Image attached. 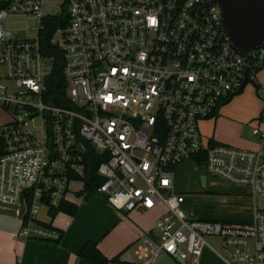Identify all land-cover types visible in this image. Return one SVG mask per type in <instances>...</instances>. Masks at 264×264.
<instances>
[{
    "label": "built area",
    "instance_id": "built-area-1",
    "mask_svg": "<svg viewBox=\"0 0 264 264\" xmlns=\"http://www.w3.org/2000/svg\"><path fill=\"white\" fill-rule=\"evenodd\" d=\"M45 4L0 0V68L16 88L0 82V105L13 111L0 126V207L26 221L18 237L58 241L60 232L37 215L68 201L72 183L94 186L97 176L94 193L113 209L162 210L136 246L139 264L160 254L197 264L204 248L224 264H264V210L254 201L264 195V117L252 130L256 151L205 141L200 130L254 81L264 46L234 49L210 0H61L56 15L44 13ZM63 12L67 23L51 44L62 53L67 86L54 105L39 33L45 18ZM15 15L36 20L34 38L16 39L4 27ZM202 153L209 176L248 189L251 222L183 217L174 169Z\"/></svg>",
    "mask_w": 264,
    "mask_h": 264
},
{
    "label": "crops",
    "instance_id": "crops-1",
    "mask_svg": "<svg viewBox=\"0 0 264 264\" xmlns=\"http://www.w3.org/2000/svg\"><path fill=\"white\" fill-rule=\"evenodd\" d=\"M2 76L3 72L0 68V79H3ZM255 82L259 85L264 100V65L256 73ZM249 90L253 89L249 88ZM256 102L258 105L256 112L244 119H255L258 115L262 105L260 101L257 100ZM259 118L256 120L257 125ZM238 123H242V121L217 113L215 117L204 121L202 125L203 139L215 141L213 137L221 138L236 147L258 150L260 142L253 135L252 141L248 142L241 140L239 136L237 139L232 136ZM205 135L207 136L205 137ZM187 162L195 163L192 160ZM185 163L174 169L177 192L179 191L176 183V171ZM73 184L77 183L71 185ZM79 187V189H70L68 195V201L76 206L73 215L60 212L52 219L48 217L47 213H41L38 216L41 223L50 224L60 232V238L56 242L20 239L18 233L26 221L16 217L8 209L0 207V264H90L79 256L82 247L87 242L94 243L98 251L109 260L118 256L121 262L139 263L136 256V246L139 244V239L151 235L154 223L161 215L162 210L154 209L149 212L134 211L128 213L117 211L102 197L89 191L82 192V186L79 185ZM183 264L194 263L188 259ZM197 264L224 263L208 248H204Z\"/></svg>",
    "mask_w": 264,
    "mask_h": 264
},
{
    "label": "rangeland",
    "instance_id": "rangeland-1",
    "mask_svg": "<svg viewBox=\"0 0 264 264\" xmlns=\"http://www.w3.org/2000/svg\"><path fill=\"white\" fill-rule=\"evenodd\" d=\"M60 4L61 0H46L44 13L50 15L60 14ZM4 27L9 29L12 35L19 40L32 39L36 35V20L30 16L15 15L9 17L5 21ZM0 82H4L9 91L16 90L13 82L5 79H0ZM249 88L253 90L250 91ZM262 97V94L256 91L252 82H249L239 94L233 96L228 103L226 102L225 105L221 106L222 108L218 110V114L220 115H228L242 121V123L236 125L237 128L232 135L234 138L237 139V136H239L243 141H252L254 138L252 136V130L256 127L263 126V124L257 126L256 122L260 116L264 117V100ZM257 100L260 101L262 105L258 111V115L255 119H244L252 116L254 112H256L258 106L256 104ZM12 115V108L6 109L0 105V126L10 121ZM204 121L200 124L201 134L203 135L202 125ZM206 136L207 135H205V137ZM213 139L217 143L243 149L236 147L234 144L227 143L221 138L216 139L213 137ZM176 173L177 189L184 197V203L180 211L185 219H201L220 222H251L253 199L246 187H236L226 182L215 180L206 173L203 166H198L193 162H186ZM202 175L207 176V185L204 188L201 187L199 182ZM211 182H214V185H212ZM79 188V184L71 185V189ZM254 201L259 210H264V195H255ZM41 213H46V210L39 212L37 216L41 215ZM206 241L215 248L218 254L224 255V251L218 247L216 238H206ZM155 264L179 263L166 254H160L156 258Z\"/></svg>",
    "mask_w": 264,
    "mask_h": 264
},
{
    "label": "trees",
    "instance_id": "trees-1",
    "mask_svg": "<svg viewBox=\"0 0 264 264\" xmlns=\"http://www.w3.org/2000/svg\"><path fill=\"white\" fill-rule=\"evenodd\" d=\"M67 14L63 12L60 17H47L43 20V29L39 33V45L42 54L49 58L52 62V69L49 76L46 78L47 95L53 96V104L61 105L63 104V97L65 94V88L67 83L62 73L64 61L62 53L59 49L51 44V38L56 28L63 27L67 23ZM260 70V69H259ZM258 70V71H259ZM257 71V72H258ZM259 93V85L253 81L252 82ZM55 97V98H54ZM227 102V101H226ZM4 153V143L0 138V157ZM90 159V158H89ZM100 159L95 158V164H98ZM192 161H194L198 166H202L204 162V154L195 156ZM94 186L86 183L82 189V192L89 191L93 194L94 187L99 185L102 181L100 178L93 177ZM96 195V194H95ZM76 211V206L69 201L61 202L57 208L50 209L47 212L49 218H54L58 213H65L68 215H73ZM79 256L90 264H134L128 262L119 261L118 256L107 259L105 258L96 248V245L91 242H87L81 249ZM139 264V263H135Z\"/></svg>",
    "mask_w": 264,
    "mask_h": 264
},
{
    "label": "water",
    "instance_id": "water-1",
    "mask_svg": "<svg viewBox=\"0 0 264 264\" xmlns=\"http://www.w3.org/2000/svg\"><path fill=\"white\" fill-rule=\"evenodd\" d=\"M210 1L218 6L224 31L234 49L245 53L264 46V0ZM200 185L206 187L205 175L201 176ZM176 260L184 263L183 260Z\"/></svg>",
    "mask_w": 264,
    "mask_h": 264
}]
</instances>
